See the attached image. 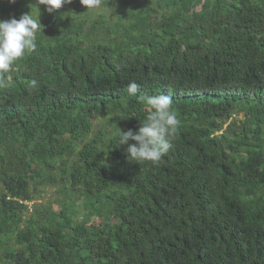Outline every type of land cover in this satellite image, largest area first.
I'll return each instance as SVG.
<instances>
[{"label": "trees", "instance_id": "trees-1", "mask_svg": "<svg viewBox=\"0 0 264 264\" xmlns=\"http://www.w3.org/2000/svg\"><path fill=\"white\" fill-rule=\"evenodd\" d=\"M29 11L37 49L0 86V264H264V0H0ZM160 94L169 152L129 162L119 129Z\"/></svg>", "mask_w": 264, "mask_h": 264}, {"label": "clouds", "instance_id": "clouds-1", "mask_svg": "<svg viewBox=\"0 0 264 264\" xmlns=\"http://www.w3.org/2000/svg\"><path fill=\"white\" fill-rule=\"evenodd\" d=\"M15 0H9L14 3ZM71 0H37L38 5H44L48 13L62 8ZM80 3L87 10H95L101 7L103 0H80ZM39 13L32 14L31 11L20 15L19 19H0V86L7 87L8 82L2 79L12 65L37 49L36 34L42 32L40 27ZM32 87L37 86V81L32 80ZM127 92L130 96H136L138 85L134 81L127 85ZM138 99L146 100L151 111L143 122L139 123L137 131L131 129L121 131L116 136V145L127 144L126 159L136 164L150 161L159 162L171 147L170 139L175 134L180 121L173 109L172 98L168 95L143 97ZM129 140L135 143H128Z\"/></svg>", "mask_w": 264, "mask_h": 264}, {"label": "rangeland", "instance_id": "rangeland-1", "mask_svg": "<svg viewBox=\"0 0 264 264\" xmlns=\"http://www.w3.org/2000/svg\"><path fill=\"white\" fill-rule=\"evenodd\" d=\"M55 189L56 188H44V189H42V192L39 193V195H38L37 202H46L48 199H50L52 197L56 198L58 196L65 198L66 200L68 199V194L66 192L65 193L60 192V191L56 192L57 190L55 191ZM54 205H60V204L55 203Z\"/></svg>", "mask_w": 264, "mask_h": 264}]
</instances>
